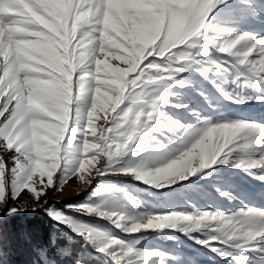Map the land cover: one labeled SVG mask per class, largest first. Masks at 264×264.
<instances>
[{
  "label": "snow or ice",
  "instance_id": "1",
  "mask_svg": "<svg viewBox=\"0 0 264 264\" xmlns=\"http://www.w3.org/2000/svg\"><path fill=\"white\" fill-rule=\"evenodd\" d=\"M253 23L264 24L261 0H0V225L43 211L66 229L35 249L36 264H199L143 243L168 232L228 264H264V208L153 204L104 183L171 196L208 181L233 202L216 183L223 169L264 182V123L213 119L171 91L196 74L231 104L264 103V35L242 30ZM73 177L98 202L50 204Z\"/></svg>",
  "mask_w": 264,
  "mask_h": 264
},
{
  "label": "rangeland",
  "instance_id": "2",
  "mask_svg": "<svg viewBox=\"0 0 264 264\" xmlns=\"http://www.w3.org/2000/svg\"><path fill=\"white\" fill-rule=\"evenodd\" d=\"M264 2V0H261ZM243 31H256L259 32L261 35H264V24L261 23H253L245 25L242 28ZM113 65L118 63L117 61H111ZM186 76L192 77V82L190 87H186L184 89H180L178 87H173L171 89L172 92L179 93V97L174 102L176 103H185L189 104L192 108H200L202 109L207 115L211 116L213 119L218 118V115L223 113L226 115H230L234 119H252L257 120L264 119L261 115H258L252 109L254 105L257 104L256 101H250L248 103L242 105H235L229 103L225 100L220 94L216 91V88L213 86V83L209 81H205L199 75L196 74H186ZM216 84L218 86L223 87L226 91H230L232 86L228 83H223L221 80H216ZM202 90L206 93L209 98V103L213 106L212 108L208 107V103L204 101L199 95H197V91ZM251 107V108H250ZM253 110V111H252ZM169 111L173 112L175 115L181 118H187L185 110H175L169 109ZM98 124H103V118L98 121ZM0 155L7 157V153L0 152ZM94 171V170H93ZM255 171V170H253ZM222 175L224 180L216 181L218 184H223L225 189L231 191L234 195L238 197L237 200L233 202H229L224 200L223 198L219 197L218 193H216L212 183L208 181H200V186L203 189L197 190L198 193L194 195H189L185 191L186 196H190L193 199L197 206H205L208 204L216 205L223 209L235 210L242 207L243 204H249L256 206L258 208H264V182L259 180L252 179L250 176L245 175L243 172H240L236 169H223ZM36 180V187L40 189V182L39 176L34 178ZM56 177L54 176V181ZM46 183V177H45ZM104 183L108 185H115L117 187H122L128 190H131L134 193H140L141 198L143 201L148 203H162L164 200V194L156 193L153 195L152 191L145 190V186L143 184H138L136 181L130 178H105ZM46 192H52L53 189H45ZM167 192H171L168 190ZM79 193V195H78ZM93 189L86 190L82 187L78 181L77 177H73L70 179L64 187L61 189L59 193L55 196H51L49 198V203L54 205L58 209H63V206L68 203H79L84 201L90 202H98L92 195ZM207 193L213 195L211 200L208 198ZM173 194V193H172ZM30 194H21L22 200H27ZM213 199V200H212ZM181 203L183 200L180 201ZM42 212L43 211H37ZM33 212H24L20 213L17 216L31 214ZM46 215V214H45ZM49 218V217H48ZM8 219V218H7ZM50 219V218H49ZM81 219L89 222L94 223L95 221L91 217H81ZM51 220V219H50ZM56 225V224H55ZM57 226V225H56ZM66 232V229H63ZM177 235L181 242L175 239H168V236ZM146 246L149 247H159L163 250H167L169 252L174 253H183L185 252L183 248L184 245H191L195 247H199L196 245L192 240L188 239L187 236L181 234L180 232H168L167 234L161 233H149L148 238L143 242ZM174 243V244H172ZM201 250H205L202 249ZM206 251V250H205ZM211 256L206 261L199 260V264H228L226 261H221L218 258L214 257L211 253Z\"/></svg>",
  "mask_w": 264,
  "mask_h": 264
},
{
  "label": "trees",
  "instance_id": "3",
  "mask_svg": "<svg viewBox=\"0 0 264 264\" xmlns=\"http://www.w3.org/2000/svg\"><path fill=\"white\" fill-rule=\"evenodd\" d=\"M199 189H203V187L200 186L191 191L183 190L179 193H171V196H169L170 192L166 191L164 200L178 198L181 201L183 200L185 191L189 195H194L198 193L197 190ZM207 196L210 200L213 198V195L210 193H207ZM0 228H2L3 232V257L0 259V264H36L35 249L39 245L47 244L50 235L53 233L65 232L42 212H33L5 219ZM174 237L181 242L177 235H174ZM75 247L79 249L81 242H77ZM183 248L185 250L184 254H195L202 261L208 260L211 256L205 250H201V248L195 246L183 244Z\"/></svg>",
  "mask_w": 264,
  "mask_h": 264
},
{
  "label": "bare ground",
  "instance_id": "4",
  "mask_svg": "<svg viewBox=\"0 0 264 264\" xmlns=\"http://www.w3.org/2000/svg\"><path fill=\"white\" fill-rule=\"evenodd\" d=\"M251 108V107H250ZM254 110V112H256L258 115H261L262 118H264V103H257L256 105L253 106L252 108ZM252 110V111H253ZM258 121L264 123V119L260 120L258 119Z\"/></svg>",
  "mask_w": 264,
  "mask_h": 264
},
{
  "label": "water",
  "instance_id": "5",
  "mask_svg": "<svg viewBox=\"0 0 264 264\" xmlns=\"http://www.w3.org/2000/svg\"><path fill=\"white\" fill-rule=\"evenodd\" d=\"M164 191H168V190H164Z\"/></svg>",
  "mask_w": 264,
  "mask_h": 264
}]
</instances>
